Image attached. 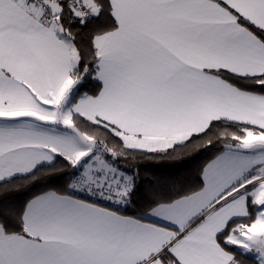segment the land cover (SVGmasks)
I'll return each mask as SVG.
<instances>
[{"label":"snow or ice","instance_id":"1","mask_svg":"<svg viewBox=\"0 0 264 264\" xmlns=\"http://www.w3.org/2000/svg\"><path fill=\"white\" fill-rule=\"evenodd\" d=\"M0 264H264V0H0Z\"/></svg>","mask_w":264,"mask_h":264},{"label":"trees","instance_id":"2","mask_svg":"<svg viewBox=\"0 0 264 264\" xmlns=\"http://www.w3.org/2000/svg\"><path fill=\"white\" fill-rule=\"evenodd\" d=\"M204 159H205V157H201L200 159L194 161L193 164L190 165V167L195 168V167L198 166L200 163H202Z\"/></svg>","mask_w":264,"mask_h":264}]
</instances>
